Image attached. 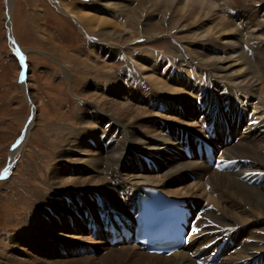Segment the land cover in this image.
I'll return each instance as SVG.
<instances>
[{"label": "bare ground", "instance_id": "bare-ground-1", "mask_svg": "<svg viewBox=\"0 0 264 264\" xmlns=\"http://www.w3.org/2000/svg\"><path fill=\"white\" fill-rule=\"evenodd\" d=\"M8 2L10 8L12 0ZM60 5L66 11L70 10L66 0H60ZM226 5L225 12L228 11V18H217L216 7ZM158 6L160 10L169 12L172 18L183 15L191 20V23H198L206 35L218 41V43L210 42L215 46L214 48H223L222 51L227 53V57H220L217 55L218 50L213 51L208 47L204 53L192 48H184L182 45H171L164 50L166 53L161 55L159 61L147 57L149 67H153L157 73L158 63H161L164 67L163 73L162 70L158 75L148 73V69H144V63H147L145 58L139 59L143 64L139 66V75L133 74V79L126 76L130 67L128 63L125 72L121 74L123 77L112 76L109 88H103L101 92L104 94L106 91V94L113 95L117 99L101 101L103 103H99L100 106L92 104L84 110L85 115L88 114L87 117L100 120L102 133L95 130L94 138L88 139L89 135L84 127H82L84 132H77L78 134L68 130L67 135L61 138L68 145L65 153L78 157L63 156L68 158L52 168V178H61L62 185L80 182L90 183L91 186L55 194L49 204L43 203L42 200L36 206L39 208L33 209L31 221L37 225L30 229L26 224L25 228L30 232L29 235L24 237L21 234V238L16 239L15 244L17 247L35 245V236L37 234L38 240L41 239L38 236L40 233L44 235L45 240L43 244L41 240L38 251L40 254L36 253L37 255H34L30 261H20L21 264H72L70 261H46L40 255L47 254V251L56 246L60 248V250L56 249L57 256L60 253L64 256L69 255L64 253L69 248H72L74 253L82 249L86 250L87 248H83L84 244L80 243H85L88 239L78 235L87 232L94 234L99 240L92 241L97 245H92L96 251L92 247L87 250L90 253L105 248L108 238H110L108 242L112 244L113 231L122 230V226L133 224L131 222L136 218L138 205L136 199L140 193H148L145 191V187L149 186L146 185L147 182L155 183L154 187L160 188L167 195L178 197L183 202L187 200L182 198L190 196L191 201L188 202L194 211L192 218L194 217L195 220V233L190 235L189 244L174 254H151L135 244L100 256L99 259L103 264H264V256L262 257L264 253V41L263 37L259 39L253 37L254 35L243 37L239 32L241 29L234 20L239 15L233 12L234 8L244 6V8L255 6L264 11V0H220V2L219 0H188L186 3L182 0H162ZM82 7L77 10V17L79 22L90 30L95 29V26H112L115 29L128 27L127 21L121 19L119 15L108 13L103 2ZM99 7L103 9L102 12L96 11ZM256 17L254 12L252 18L255 20ZM150 23L146 24L147 27ZM150 31V28L146 29L147 33ZM261 34L264 35V27L260 29ZM219 42L222 44L221 48L218 46ZM104 48L97 49V54L107 57L122 54L121 50L112 51L110 48ZM231 52L237 53H234L235 57H230ZM227 58L231 64H223V60ZM232 63L235 64L234 67L238 66L236 70ZM211 69L223 71V78L238 79L239 83L236 86H228L223 80L215 78ZM165 72L169 75H164ZM142 74L149 75V85L162 90V93L152 88L149 92L142 90V83H146L143 82ZM164 92L171 96L163 94ZM253 95L259 96V99L252 97ZM198 96L201 97V103L198 101ZM154 97L159 99L160 103H150L152 108L163 111L174 108L171 103H177L180 105V110L177 109L178 113L186 114L184 119L195 118V120L189 125L182 119L179 125L184 128L176 127L172 125L173 123L143 116L142 113L145 114L147 111L144 113V110L132 103V100L141 102ZM120 98L128 100L122 101ZM202 102L208 104L210 113H207L206 107L205 111L203 110L204 115L201 114ZM198 118L202 119L201 123H198ZM194 123L199 124L197 128L192 126ZM108 127L110 129H107ZM28 133L29 131L23 138ZM75 133L78 135L77 139L74 137ZM235 133L243 134L245 137L235 140L237 137H232L236 135ZM117 138L119 141L116 140ZM87 142L92 145L89 146ZM130 142L134 145L147 144L148 153L131 156L128 154ZM204 143L214 148L217 156L214 164L205 158ZM20 144L12 150L11 164L6 169L7 172L13 166ZM186 147L191 148L189 157L192 160L187 157ZM220 156L222 159L219 158ZM198 167L201 171H198ZM215 167L218 172L212 169ZM82 168L95 171V174L86 177H62L67 171L73 170L79 173ZM105 171L113 180L108 185L104 177L100 176ZM206 171L211 173L208 179L204 177ZM157 172L162 174H156ZM188 174L196 175V178L202 181V187L193 183L186 184ZM175 181L181 183L183 186L181 190L168 189ZM203 195L217 204L216 213L206 215L207 207L201 206L204 201L196 200ZM45 204L46 209L42 210L41 207L43 208ZM49 223L53 224L52 232L41 229ZM247 223L252 227L250 234L256 238V243L250 238V243H245L243 248L235 253L234 248L242 245H239L232 235L240 229L239 225L243 227ZM256 226L258 229H255ZM59 231L62 234H59ZM69 232L67 237H61L63 233ZM127 242L130 240L124 239L123 243ZM215 252L220 253V259L211 263L208 260ZM47 255L52 256L50 253ZM87 258L90 262H96L93 257ZM82 260L84 261L80 264L85 262V259Z\"/></svg>", "mask_w": 264, "mask_h": 264}, {"label": "rangeland", "instance_id": "rangeland-1", "mask_svg": "<svg viewBox=\"0 0 264 264\" xmlns=\"http://www.w3.org/2000/svg\"><path fill=\"white\" fill-rule=\"evenodd\" d=\"M8 1L0 0V177H4L0 178V264H21L20 261H30L34 255L40 254L38 251L41 240H43L42 244L45 240L44 235L40 233L38 236L41 239L38 240L37 234L35 236V245L17 247L15 244L17 243L16 239L21 238L22 235L24 237L29 235L30 232L25 228L26 224L30 226V229L37 225L31 221L33 209H38L39 207L36 206L42 200L43 203L49 204L55 194L91 186L90 183L81 184L80 182L62 185L61 178H52V168L59 162H63V159L78 157L65 153L68 145L61 138L67 135L68 130H73L76 133L81 131L82 133L86 129V133L89 135L88 139L94 138L95 130L99 132L103 130L100 120L87 117L88 114L85 115L84 110L92 104L100 106L99 103H103L101 101H109L114 98L113 95L106 94L105 90L104 94L101 92L103 88H109L112 76L123 77L121 74L125 72V66L128 63L130 67L126 76L133 79L135 74L139 75V66L143 64L139 59L145 58L147 63H144V69H148V73L158 75L161 70L163 73L164 67L161 66V63H158V71L155 73L153 67L148 65V58L155 61L160 60L161 55L166 53L164 50L171 45H182L184 48H192L204 53L208 47L213 51L218 50L217 55L222 58L227 57V53L222 51L220 42L218 46L221 49L214 48L215 46L210 42L218 43V41L214 40V37L206 35L198 23H191V20L183 15L172 18L169 12L160 10L158 3L160 4L162 0H152V2L150 0H66L71 11L63 9L60 0H12L10 8ZM182 1L186 3L188 0ZM101 2L106 4L105 8L109 11L108 13L119 15L121 19L127 21L128 27L131 28L115 29L112 26H95V29L90 30L87 26L82 25L77 17V10L82 6V8H86L92 3ZM226 7L227 5L216 7L217 18H228V11L225 12ZM244 7L233 9V12L239 15L234 20L237 27L241 29L239 30L240 34H243V37L246 36L245 38L253 35L259 39L263 37L264 41V35H260V29L264 27V11L255 6ZM96 11L102 12L103 9L99 7ZM254 12L257 16L255 20L252 18ZM148 22H151V25L149 24L147 27ZM147 28L151 29L150 33L146 32ZM102 46L110 48L112 51L121 50L122 54L116 57L109 55L107 57L105 54H101L105 56H100L97 54V49L104 48ZM234 53L231 52L230 57H235L237 53ZM21 57H23V61H21ZM230 62L228 58L223 60V64L226 65L231 64ZM232 65L235 66L233 63ZM237 68L238 66L234 67V70ZM211 71L215 78L223 80L228 86H236L239 83L238 79L223 78V71H214L213 69ZM166 74L169 75L165 72L164 75ZM148 76L142 74L143 82L146 83H142L141 89L149 92L153 86L149 85ZM97 85L99 86L97 87ZM152 89L162 93V90L158 88ZM163 94L168 93L164 92ZM252 97L259 99L257 95ZM200 98L198 96L199 103H201ZM120 100L127 101L128 99L120 98ZM147 100L141 102L132 100V103L144 110V113L147 111L145 114L142 113L145 117H154L157 120L169 122V124L173 123L172 125L176 127L180 126L179 121L186 117L185 113L181 115L178 113L177 109L180 110V105L177 103H171L174 108L162 111L151 107V104L160 103L159 99L154 97V99ZM204 102L200 109L202 115H204L206 107L207 113H210L208 104ZM87 120L88 122H86ZM193 120L195 118L184 119L185 123L189 125L193 123ZM197 120L200 121L198 123L202 121L201 118ZM86 125L95 128L91 129ZM198 125L194 123L192 126L197 128ZM180 128L184 127L180 126ZM27 131H29L28 135L23 138ZM76 133L74 137L77 139L78 133ZM232 137H237L235 140H239L245 136L237 133ZM18 140L21 147L17 152L13 166L5 175L6 169L11 164L13 145H17ZM87 143L89 146L92 145V143ZM148 151L147 144L144 143L134 145L130 142L128 145V154L131 156L147 154ZM63 156L68 157L64 158ZM187 157L192 160L189 156ZM219 158L222 159L221 156ZM61 164L59 165L61 166ZM212 169L219 171L217 167ZM80 171L79 173L73 170L67 171L62 174V177H86L95 174V171L86 168H82ZM198 171H201L199 167ZM207 172L204 175L206 179L211 176V173ZM160 173L162 174V172ZM188 175L186 184L193 183L202 187V181L196 178V175ZM100 176L104 177L107 185L113 181L106 171ZM154 184L147 182L146 185L154 187ZM182 188L181 183L175 181L168 189L181 190ZM186 198H190V196H186ZM196 200L204 201L201 206L207 207L206 215L216 213L218 210L217 204L208 199L206 195ZM46 204L43 208L41 207L42 210L46 209ZM48 209L50 210V208ZM250 224L247 223L243 227L239 225L240 229L233 233L232 236L237 239L236 242L242 245V247L234 248L235 253L240 251L245 243H250V238H252V242L256 243V238L250 234L252 232V227H250L252 224ZM41 229L52 232L53 224L49 223ZM255 229H258L257 226ZM59 234L62 232L59 231ZM67 234L70 232L63 233L61 237L65 238ZM78 237L88 239L85 243H80L84 244L83 248H87L86 250L82 249V251L74 253L72 248H69L64 252L69 255L64 256L63 253H60L57 256L56 249L60 250V248L56 246L57 248L53 247L47 251V254L50 253L52 256L41 254L40 257L46 261H70L72 264H80L84 261L82 259H85V262L81 264H103L99 259L100 256L106 255L110 251H120L125 246H135L132 242L112 245L108 242L110 239L108 238L105 248L94 252L96 250L92 245L99 241L94 234L87 232L78 235ZM90 247L94 250L91 253L87 251ZM88 256L96 259V262L88 261Z\"/></svg>", "mask_w": 264, "mask_h": 264}, {"label": "snow or ice", "instance_id": "snow-or-ice-1", "mask_svg": "<svg viewBox=\"0 0 264 264\" xmlns=\"http://www.w3.org/2000/svg\"><path fill=\"white\" fill-rule=\"evenodd\" d=\"M21 61H23V57H21ZM19 142H20V141L18 140V141H17V144H19ZM15 147H16V145L14 144V145H13V148H15ZM6 174H7V170H6V172H5V175H6ZM0 178H4V177H0Z\"/></svg>", "mask_w": 264, "mask_h": 264}]
</instances>
